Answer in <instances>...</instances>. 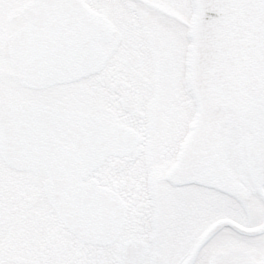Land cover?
<instances>
[{
    "label": "snow or ice",
    "instance_id": "obj_1",
    "mask_svg": "<svg viewBox=\"0 0 264 264\" xmlns=\"http://www.w3.org/2000/svg\"><path fill=\"white\" fill-rule=\"evenodd\" d=\"M0 264H264V0H0Z\"/></svg>",
    "mask_w": 264,
    "mask_h": 264
}]
</instances>
